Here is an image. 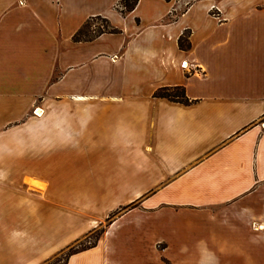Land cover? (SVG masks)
<instances>
[{
	"label": "crops",
	"instance_id": "0c3cea01",
	"mask_svg": "<svg viewBox=\"0 0 264 264\" xmlns=\"http://www.w3.org/2000/svg\"><path fill=\"white\" fill-rule=\"evenodd\" d=\"M121 1L0 0V264H264V0Z\"/></svg>",
	"mask_w": 264,
	"mask_h": 264
},
{
	"label": "trees",
	"instance_id": "16d2710c",
	"mask_svg": "<svg viewBox=\"0 0 264 264\" xmlns=\"http://www.w3.org/2000/svg\"><path fill=\"white\" fill-rule=\"evenodd\" d=\"M137 3H138V0H122L119 3L123 6V9L121 10V12L123 14L124 13H130L131 11H133L135 9V7L137 6ZM94 20H101L103 23L106 24V26L103 27V29H100L97 32H95L93 36H90V33H89L90 22L94 21ZM104 33L116 34V33H118V31L116 29L112 28L109 25V23L104 19L91 18L74 35L73 41L76 43H78V42H89V41H92L93 39H95L96 37H98L99 35L104 34ZM179 47L182 50H189L190 49V43H189L187 33L183 34L181 36V38L179 39ZM154 97L159 98V99H165L167 101L182 104L185 106H189V105H192L194 103L193 101L189 100V98L186 96V92H185V89L183 87L161 88L155 92ZM130 207H135V205H131ZM120 213H121V211L116 212L115 214L111 215V217L108 219V223H110L111 220ZM105 229H106V226H102L99 229H97V230H100V232L98 233V235L95 238V241L93 243H90L87 246L79 247L80 246L79 244H81L82 241H78L74 245L68 247L65 251L61 252L60 255H63L62 256L63 258L58 262V264H66L68 259L72 255L94 248L98 244V241H99L101 235L105 232ZM97 230H95V231H97Z\"/></svg>",
	"mask_w": 264,
	"mask_h": 264
},
{
	"label": "rangeland",
	"instance_id": "374dc122",
	"mask_svg": "<svg viewBox=\"0 0 264 264\" xmlns=\"http://www.w3.org/2000/svg\"><path fill=\"white\" fill-rule=\"evenodd\" d=\"M123 6L121 4H119V10H122ZM106 24L103 23L101 20H94L90 22V28H89V33L90 36H93L95 32H97L100 29H103V27H105ZM14 186H18V184H14ZM14 186H13V190H14ZM30 188L35 189L36 188V184H29ZM8 184H1L0 186V196L1 198L6 196V198L8 197ZM4 194V195H3ZM12 195L15 197L16 195H14L13 191H12ZM13 197V198H14ZM1 201H3V199H1ZM1 212H0V218L2 220L3 216H1ZM0 220V223L2 224V221ZM100 232V230H97L93 233H91L86 239H83L81 244H79V247L82 246H87L90 243H93L95 241V238L97 237L98 233ZM63 255H59L57 257H55L54 259L50 260L49 262L45 263V264H58V262L63 258Z\"/></svg>",
	"mask_w": 264,
	"mask_h": 264
}]
</instances>
